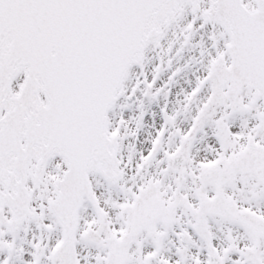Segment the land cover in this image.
<instances>
[{
    "label": "snow or ice",
    "instance_id": "snow-or-ice-1",
    "mask_svg": "<svg viewBox=\"0 0 264 264\" xmlns=\"http://www.w3.org/2000/svg\"><path fill=\"white\" fill-rule=\"evenodd\" d=\"M0 264H264V0H0Z\"/></svg>",
    "mask_w": 264,
    "mask_h": 264
}]
</instances>
